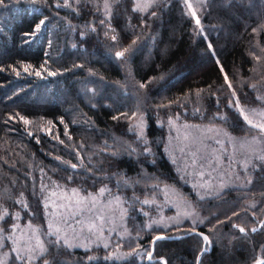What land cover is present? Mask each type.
Listing matches in <instances>:
<instances>
[{"label":"trees","instance_id":"16d2710c","mask_svg":"<svg viewBox=\"0 0 264 264\" xmlns=\"http://www.w3.org/2000/svg\"><path fill=\"white\" fill-rule=\"evenodd\" d=\"M48 2L51 7L34 6L29 0H4V6H0V194L5 196L0 203L9 211L21 210L14 199L23 192L29 205L36 208L41 183L51 190L55 188L52 181L63 185L60 177L84 174L90 159L95 166H100L102 161L107 169L109 156L104 151L105 141L108 153L119 150L121 144L135 142L137 130L133 126L143 115L145 135L155 142L153 154L147 159L140 156L144 162L138 164L136 155L129 156L121 151L118 156L121 169L131 177L136 178L140 173L159 187H174L190 196L197 214L201 218L208 217L203 224L197 223V230L211 234L213 240L211 250L202 258L203 264H252L253 258L260 255V245L264 244V230L243 238L230 224L238 222L250 228L253 226L250 221L264 218L261 174L254 173L250 166L248 172L253 174L250 186L229 187L216 197L200 199L168 159L165 147L169 117L177 124L221 127L234 137L258 135L246 124L234 128L231 121L223 124L215 116L217 99L221 114L233 111L225 109L227 99L232 98L224 82L225 73L249 107H261L255 98H264V52L257 44L264 46V29L258 33H253L252 29L264 24V0H253V7L231 21L223 19L225 13L215 6L211 10H198L204 34L187 13L183 0H168V6L158 18L150 17L151 9L148 13L133 12L134 0H114L113 26L119 34V45L126 46L139 36L136 50L127 64L115 58L116 49L102 30L91 34L83 44L78 33L69 30L63 18L67 16L72 24L83 25L92 18L88 15L89 9L76 17L69 9H56L55 0ZM34 7L40 11H33ZM94 15L103 17L102 6ZM45 16L48 20L39 33L34 37L24 35L33 31L34 25ZM141 19L145 21L143 27ZM209 42L212 50L208 48ZM74 43L75 48L72 47ZM250 52L261 56V61L258 63ZM29 64L32 67L25 72L23 66ZM42 65L56 75H48ZM38 70L40 76L35 74ZM139 82L145 83L144 89L138 87ZM249 84H256V89L248 87ZM89 89H94L95 94ZM133 112L137 115L132 116ZM10 116L13 119L9 120ZM19 116L31 123L25 125ZM113 116L117 119L113 120ZM6 120H9L7 124ZM57 156L73 163L82 161L83 167L73 170L57 160ZM237 176L245 184V172L238 171ZM91 183L89 180L88 184ZM72 186L78 185L68 187ZM147 191L151 194V187ZM9 195L13 199H8ZM250 202H255L257 207L250 208ZM40 208L42 210V204ZM146 210L153 218L158 215L153 209ZM234 211L239 215L232 216ZM253 212L257 213L255 218ZM40 215L42 211L33 221L37 225L41 223ZM21 216L20 224L26 225L29 216L23 210ZM217 216L221 220L231 217V221L218 225L217 232H209ZM147 222L148 217L142 214L126 222L131 235L119 241L121 251H127L130 244L135 247L136 243L148 248L153 235L176 237L186 230L184 226L141 230ZM43 226L46 228V222ZM190 227L192 225H186L187 229ZM229 233H235L231 241ZM200 243L201 238L194 234L183 240L158 241L153 264H160V257L168 264H194ZM74 252L76 257L85 256L83 249L77 248ZM90 254L98 255L103 264V247ZM109 264L125 262L110 261ZM137 264L150 262L145 258Z\"/></svg>","mask_w":264,"mask_h":264},{"label":"snow or ice","instance_id":"6c2138e0","mask_svg":"<svg viewBox=\"0 0 264 264\" xmlns=\"http://www.w3.org/2000/svg\"><path fill=\"white\" fill-rule=\"evenodd\" d=\"M32 5H41L51 7L48 0H29ZM187 13L190 14L198 26H200L201 34H204V28L201 25L200 17L198 16V10H211L214 6L219 8L225 13L223 19L231 21L235 16H239L241 12L253 7V0H196L194 5L192 0H183ZM0 6H4V0H0ZM103 8V17H97L94 13L101 11ZM168 6V0H134L132 11L140 13H148L150 11V17L158 18ZM55 8H65L70 10V14H74L76 17L83 15L85 9H89L88 15L92 18L86 21L83 25H74L71 20L66 16L63 19L66 21L70 31L78 33L80 42L86 43L88 37L99 31H103V35L106 39H110L112 42V48L115 58L123 61L126 64L130 63L133 53L136 50L137 40L139 36L132 39L131 43L126 46L119 45V34L116 27L113 26V20L116 18L114 14V0H55ZM33 11H40V8L34 7ZM48 17L40 19L38 23L34 25V30L31 32H25V36L34 37L39 33L43 26H45ZM130 24V20H129ZM140 25L145 26V21L141 19ZM261 29H264V24L259 25L257 28H253V33H258ZM2 31V29H0ZM207 40V35L204 36ZM155 39V37H153ZM51 40L49 41V47H51ZM77 45H72L75 48ZM261 52H264V46L257 44ZM208 48L213 49L211 42L208 43ZM259 63L262 59L261 56L255 53H249ZM47 55V54H46ZM213 55L215 52L213 51ZM220 63L219 59L216 61ZM24 71L29 72L31 65H24ZM76 67H83V65H76ZM41 68L44 71L47 69ZM16 71L15 68L12 69ZM221 72H224L223 66L220 68ZM254 70V69H253ZM37 76L41 75V71H36ZM17 75L19 73L17 72ZM48 75L55 76L56 72L48 71ZM224 82L227 88L230 90L231 99H227L225 109H231L232 112L225 111L219 112V99H217V113L215 119L223 124L232 122L233 127L241 125V123L249 126L250 129H256L258 133H264V98L257 96L255 99L260 101L261 107L253 108L249 107L247 103L241 99L232 82L229 80L228 75L224 74ZM145 83L139 82L138 87L140 89L145 88ZM248 87L256 89V84H249ZM95 94L94 89H89ZM202 91V90H199ZM199 94V92H198ZM95 105H93L94 107ZM19 115V114H17ZM121 115H127L122 113ZM137 113L133 112L132 116H136ZM259 117V119H257ZM13 117H9V120ZM19 119L23 121L25 125L31 122L23 116H19ZM113 120L117 119V116L112 117ZM178 119V117H177ZM5 121V124L9 122ZM63 123V118H61ZM174 123L173 118H168V124ZM187 126V125H186ZM67 127V126H65ZM137 129V139L130 144H121L119 150H113L111 153L107 152V141H105V154L109 156L108 168L103 167V162H100V166L92 165L91 159L89 160V166L85 169L84 174L67 175L60 177L59 179L64 181V184H60L58 181H52L56 190L49 189L48 186L41 183L39 189V195L37 198V207L32 208L27 199L24 198V193L21 192L19 197L14 199V204L19 205L28 216V222L23 227L20 224L22 219L21 210L9 211V208L0 203V264H100L101 258L98 255L90 254L95 253L100 249L101 245L105 251L103 256V264H109L110 261H122L125 264H137V261H143L145 258L153 264L155 245L158 241H164L169 239L183 240L187 235L194 234L201 238L197 254L194 258V264H203V257L211 250L213 246V240L210 235L205 234L203 231L197 230V220L193 219L192 227L184 230L181 235L176 237L166 236L164 234L153 235L150 240V247L144 248L141 244L136 243L135 247L131 244L127 251H121L122 244L119 242L113 246L110 243V234L115 231V226L106 229V224L110 221L115 225L117 218L123 228L122 233H119L121 239L125 235L130 236L126 222L128 220L135 219L138 214H142L148 217V222L142 226L148 230L153 229V225H160L164 223V218H153L150 216L149 211L145 208L155 204V198L150 195L147 189L144 191H138L141 183H147L140 173L137 177L129 176L120 167V161L118 156L120 152H125L129 156L136 155L137 163L142 164L144 161L139 159L140 156H144L147 159L148 156L153 154L154 141H150L145 135L146 122L141 115L140 119L133 126ZM32 135L31 132L28 133ZM67 135V132H65ZM225 136H229L227 131L224 132ZM230 139L232 137H229ZM253 141H256V137H253ZM63 143V141H61ZM217 143H220L218 140ZM79 155V154H77ZM195 156V153L193 154ZM57 160L70 166L71 169L76 170L83 167V163H73L70 160L65 161L61 157L57 156ZM253 161H248L244 164L245 172V184L244 187L250 186L253 183V174H249L248 169L251 166L254 173H260V178L264 179V152L255 154ZM155 161L153 160V163ZM175 162V161H173ZM192 163L195 165L196 160L193 159ZM43 171V169H41ZM142 171V170H141ZM97 173H103V175H97ZM203 175V173H200ZM240 177L237 176V179ZM91 180L92 183L88 184ZM107 181V183H106ZM97 184L100 186L97 187ZM112 186L109 187L108 185ZM69 185H78L68 187ZM84 185H88L85 187ZM203 185H201L202 187ZM225 185L221 183V189ZM159 184L153 185V191L158 188ZM197 187L193 184V188ZM167 190V186H165ZM130 193V194H129ZM217 195L220 192L217 191ZM33 195H37L35 189ZM143 197V198H142ZM5 198L4 194H0V201ZM8 199H13L10 195ZM203 199V196L200 197ZM42 204V210L40 205ZM187 207L191 211H185L184 216H197L195 208L191 202H187ZM249 207L255 209L257 207L255 202H250ZM41 223L35 224L33 221L37 218V215L41 213ZM248 211V209H245ZM215 215V214H213ZM239 213L233 212L232 216H238ZM255 218L256 212L252 213ZM174 221L176 224L182 223L181 214L178 213L176 217L168 218ZM208 217H204L199 220L200 224H203ZM225 221H231V217L226 216L225 220H221L218 216L216 222L213 224L209 232L217 231V226L222 225ZM46 222V228L43 226ZM252 227L246 228L241 223L231 222L230 227L232 230L238 231L242 234L243 238H247L249 233H257L264 230V218L253 219L250 221ZM165 228L169 227L167 223L164 224ZM105 231L109 233L105 235ZM177 231H180L177 228ZM230 241L235 238V233H229ZM139 238V232H137ZM220 240L223 236L219 237ZM254 250L255 246L253 245ZM83 249L85 256L76 257L75 249ZM111 249V250H110ZM260 255L253 258L252 264H264V244L260 245ZM71 258V259H69ZM160 264H168V261L163 257H160Z\"/></svg>","mask_w":264,"mask_h":264},{"label":"rangeland","instance_id":"374dc122","mask_svg":"<svg viewBox=\"0 0 264 264\" xmlns=\"http://www.w3.org/2000/svg\"><path fill=\"white\" fill-rule=\"evenodd\" d=\"M192 2L194 5L196 4V0H192ZM196 69L197 68L193 70ZM257 119H259V117H257ZM136 123L137 121L134 125ZM253 130L258 134L254 136L256 137V141H253V137L239 138L230 134L229 136H225V130L221 127L195 126L191 124H177L174 122L172 125H169L168 128L165 147L166 155L176 166L179 175L184 178L192 188L193 184L197 185V187L193 189L199 198L201 196H203V198H213L218 196L216 194L217 191L222 194L229 187H244L241 179L236 178L237 172L244 171V164L246 162L253 161L255 163V154L264 152V133H258L256 129ZM229 137L232 138L230 139ZM218 140L220 143H217ZM194 153L195 156L193 155ZM193 159L196 160L195 165L192 163ZM200 173H203V175ZM144 179L148 182L146 184L142 182L139 189L142 188L145 190L151 187L152 192L150 195H153L155 198V204L150 207L146 206V209L150 208V210L153 209L155 212L157 211L158 215L154 218H160L161 216L164 218V223L153 225V227L157 226L168 230L174 227L184 226V228L187 229L186 225L191 226L193 219H196L197 223L202 219L199 215L195 217L183 215L185 211H191V209L187 207V202H190V196L186 193L184 194L183 191L181 192L169 186H167V190H165L166 185L155 188L153 191V185L155 184L150 182L148 176L144 177ZM222 182L225 186L221 189L220 186ZM201 185L203 186L201 187ZM52 190L56 189L52 188ZM149 213L151 212L149 211ZM178 213L181 214L182 223L176 224L174 221L168 219L176 217ZM165 223L170 226L165 228ZM113 226H115L116 230L110 234V243L114 248L115 245L122 240L118 234L122 233L123 228L118 218L115 225L110 221L105 227L107 229ZM219 231L222 232L221 229ZM105 235L108 236L109 233L105 231ZM126 237L127 235H125L123 239Z\"/></svg>","mask_w":264,"mask_h":264}]
</instances>
